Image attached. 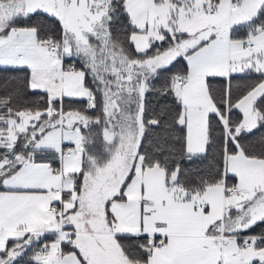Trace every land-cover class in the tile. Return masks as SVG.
<instances>
[{
    "label": "snow or ice",
    "instance_id": "snow-or-ice-1",
    "mask_svg": "<svg viewBox=\"0 0 264 264\" xmlns=\"http://www.w3.org/2000/svg\"><path fill=\"white\" fill-rule=\"evenodd\" d=\"M0 264H264V0H0Z\"/></svg>",
    "mask_w": 264,
    "mask_h": 264
}]
</instances>
